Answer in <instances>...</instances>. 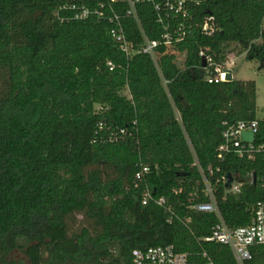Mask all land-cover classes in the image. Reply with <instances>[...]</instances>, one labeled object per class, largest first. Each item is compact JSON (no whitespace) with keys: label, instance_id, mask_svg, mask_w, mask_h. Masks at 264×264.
I'll use <instances>...</instances> for the list:
<instances>
[{"label":"trees","instance_id":"trees-1","mask_svg":"<svg viewBox=\"0 0 264 264\" xmlns=\"http://www.w3.org/2000/svg\"><path fill=\"white\" fill-rule=\"evenodd\" d=\"M199 1L195 16L212 13L220 30L162 46L155 60L127 59L97 14L75 18L102 3L109 13L107 0H0V264H24L17 252L28 264H133L134 249L170 244L237 264L230 247L205 241L217 214L194 205L209 201L202 171L229 227L250 225L264 202V160L221 162L217 151L225 123L257 119V85L209 83L198 54L210 47L226 66L230 53H264V1ZM137 14L140 24L123 19L128 39L139 45L141 27L158 39L154 6ZM142 165L150 172L138 179ZM236 172L241 190L227 193L218 180ZM252 251L246 264H264V245Z\"/></svg>","mask_w":264,"mask_h":264},{"label":"built area","instance_id":"built-area-1","mask_svg":"<svg viewBox=\"0 0 264 264\" xmlns=\"http://www.w3.org/2000/svg\"><path fill=\"white\" fill-rule=\"evenodd\" d=\"M117 2L127 4V8L122 13L116 11L112 5ZM107 3L110 8L109 13L105 11L106 4L102 3L95 11L89 7L79 9L75 18L86 19L92 13H95L99 18L111 23L110 34L127 59H131L136 54H146L156 60L160 53L159 48L162 46L167 47V51H170L175 45L186 40L197 30L201 35L208 37L214 36L220 30L216 17L212 13L206 14L201 21L195 16L193 8L200 4L199 0H107ZM140 3H150L154 6L157 15L156 20L162 30L158 39H151L141 27L143 38L142 42L137 45L128 39L123 19L125 16L133 17L140 24L137 14V5ZM72 8L77 9L75 5ZM210 50V47H202L198 54L201 61L203 58L206 59V66H204L208 73L206 79L209 83L226 81L227 70H233L234 58L229 56L226 66H222L216 63ZM108 64L113 68L111 62ZM244 132L252 133L254 139L252 141L244 140ZM122 133H124V130ZM217 151L218 159L221 162L225 161L229 155L247 161H256L259 157L264 160V135L262 134L260 120L257 118L252 121L225 123ZM149 172L150 167L142 165L137 173V178L142 179ZM202 173L205 183L203 192L209 197V201L197 203L194 208L201 212H214L219 219L213 228L212 234L206 237L205 241L217 242L230 247L237 264H246L253 257L252 248L264 245V202L258 204L250 225L231 228L221 216L215 196V186L209 181L203 171ZM232 175L234 180L229 188L226 187L228 175H223L218 180V183L222 182L224 184L227 193H238L241 190L244 179L239 172ZM152 199V192L148 190L143 204H148ZM157 203L170 210L169 207H166L167 200L165 197L157 199ZM204 257L206 261L203 263L191 260L187 253L177 251L175 246L171 244L133 250V264H215L206 253Z\"/></svg>","mask_w":264,"mask_h":264},{"label":"rangeland","instance_id":"rangeland-1","mask_svg":"<svg viewBox=\"0 0 264 264\" xmlns=\"http://www.w3.org/2000/svg\"><path fill=\"white\" fill-rule=\"evenodd\" d=\"M259 44L264 43V38L259 40ZM233 50V48H230ZM236 52V51H235ZM234 58L233 71L236 79L254 80L257 85V118L264 120V53H257L253 59H247L246 54L230 53ZM177 64L180 68H184L185 53H176ZM123 94L130 96L129 91L126 90ZM14 259L23 260L24 264H28V260L21 253L17 252L13 256Z\"/></svg>","mask_w":264,"mask_h":264},{"label":"water","instance_id":"water-1","mask_svg":"<svg viewBox=\"0 0 264 264\" xmlns=\"http://www.w3.org/2000/svg\"><path fill=\"white\" fill-rule=\"evenodd\" d=\"M202 63H203V66H206V59L203 58L202 59ZM234 80V74H233V70L232 69H228L227 70V75H226V81L227 82H230V81H233ZM243 137H244V140L246 141H252L254 139V135L250 132H244L243 133ZM255 177V176H254ZM234 180V177L231 173L228 174V181L226 183V187H230L231 186V183L233 182Z\"/></svg>","mask_w":264,"mask_h":264},{"label":"crops","instance_id":"crops-1","mask_svg":"<svg viewBox=\"0 0 264 264\" xmlns=\"http://www.w3.org/2000/svg\"><path fill=\"white\" fill-rule=\"evenodd\" d=\"M233 74H234V71H233ZM234 79H235V74H234Z\"/></svg>","mask_w":264,"mask_h":264}]
</instances>
